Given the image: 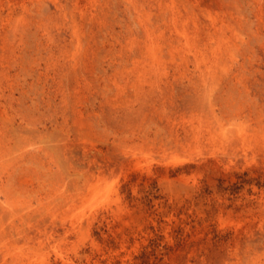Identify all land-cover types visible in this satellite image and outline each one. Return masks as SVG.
<instances>
[{
    "label": "rangeland",
    "instance_id": "rangeland-1",
    "mask_svg": "<svg viewBox=\"0 0 264 264\" xmlns=\"http://www.w3.org/2000/svg\"><path fill=\"white\" fill-rule=\"evenodd\" d=\"M263 9L0 0V264H264Z\"/></svg>",
    "mask_w": 264,
    "mask_h": 264
},
{
    "label": "bare ground",
    "instance_id": "bare-ground-1",
    "mask_svg": "<svg viewBox=\"0 0 264 264\" xmlns=\"http://www.w3.org/2000/svg\"><path fill=\"white\" fill-rule=\"evenodd\" d=\"M166 2V1H165ZM168 4H169V2H167ZM132 6V5H131ZM136 8V7H135ZM139 8V7H138ZM161 8V7H160ZM264 10V9H263ZM180 11H181V9H180ZM257 11H255L254 13L255 14H257L256 13ZM260 12V11H259ZM258 12V13H259ZM138 14H139V16L137 15L136 17L138 18V21L141 23V27H142V30H144V32H145V34H146V37H148L149 38V43H148V50H149V52H150V55H151V60H152V65L153 66H157V65H160V64H162V60H161V58H160V54H159V49H160V46H159V43L158 42H156L154 39H153V34H152V30H151V28L148 26V24L146 23L147 22V20H148V15L150 14V12L149 13H146L145 14V12H141V13H139L138 12ZM174 15V14H173ZM177 15H174L172 18H171V20H170V22H171V24L170 25H172L173 27H174V29H176V31L177 30H182V34H183V36H184V40L186 41V42H184V44L185 45H187V43L189 42L188 41V39H189V37H188V25H183V26H181V23L175 18ZM178 17V16H177ZM256 17V16H255ZM169 19H170V17H168ZM184 20H185V18H183ZM263 20V19H262ZM264 22V21H263ZM179 23V24H178ZM264 26V25H263ZM157 27V26H156ZM164 28V27H163ZM162 28V29H163ZM141 30V29H140ZM195 30V29H194ZM170 31V30H169ZM166 35V34H165ZM199 35V34H198ZM198 37H196V39H197ZM198 40V39H197ZM200 40V39H199ZM147 41V40H146ZM148 42V41H147ZM165 42V41H164ZM38 44V43H37ZM195 48V47H194ZM264 48V47H263ZM262 48V51L264 50ZM190 50V49H189ZM214 55H216V54H214ZM213 56V55H212ZM191 57V56H190ZM216 60V59H215ZM215 63V62H214ZM146 69V68H145ZM162 69H163V67H162ZM142 76V75H141ZM155 77V76H154ZM143 78V77H142ZM140 79V78H139ZM138 79V80H139ZM144 80H146V79H144ZM140 82V81H139ZM143 83V82H142ZM151 83V82H150ZM157 85V84H156ZM137 86V85H136ZM150 91H152V90H150ZM154 92V91H153ZM138 93V92H137ZM145 96V95H144ZM199 106V105H198ZM178 110V109H177ZM187 122V121H186ZM209 125V124H208ZM207 125V126H208ZM1 126V125H0ZM221 126V125H220ZM222 127V126H221ZM32 131V130H31ZM34 131V130H33ZM47 134V133H46ZM24 135V134H23ZM201 135V134H200ZM236 139V138H235ZM16 140V139H15ZM236 140H238V139H236ZM228 141V140H227ZM232 142H233V140H232ZM240 142V141H239ZM229 143V142H228ZM141 152V151H140ZM136 154L138 153V152H135ZM234 153V152H233ZM4 154V153H3ZM65 154V153H64ZM34 158V157H33ZM57 158V157H56ZM29 160V159H28ZM37 164V163H36ZM22 172V171H21ZM19 178V177H18ZM22 182V181H21ZM9 187V186H8ZM26 199V198H25ZM21 200V199H20ZM36 205V204H35ZM1 208V207H0ZM3 208V207H2ZM43 208V207H42ZM47 208V207H46ZM31 209V208H30ZM26 210V209H25ZM4 211V210H3ZM3 213V212H2ZM2 219V218H1ZM9 219H11V218H9ZM22 219V218H21ZM22 221V220H21ZM4 222V221H3ZM12 222V221H11ZM2 223V222H1ZM55 223V222H54ZM4 224H5V222H4ZM53 227V226H52ZM27 232V231H26ZM35 244V243H34Z\"/></svg>",
    "mask_w": 264,
    "mask_h": 264
}]
</instances>
